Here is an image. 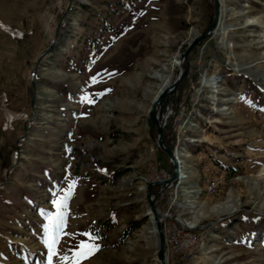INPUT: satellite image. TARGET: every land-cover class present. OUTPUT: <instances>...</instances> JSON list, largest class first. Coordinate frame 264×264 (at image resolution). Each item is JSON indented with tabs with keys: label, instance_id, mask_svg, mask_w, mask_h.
<instances>
[{
	"label": "rangeland",
	"instance_id": "1",
	"mask_svg": "<svg viewBox=\"0 0 264 264\" xmlns=\"http://www.w3.org/2000/svg\"><path fill=\"white\" fill-rule=\"evenodd\" d=\"M263 19L264 0H0V264H48L70 184L53 264L82 233L98 250L80 264H159L145 193L173 165L153 108L183 162L153 207L164 236L189 233L165 263L264 264V24L243 28Z\"/></svg>",
	"mask_w": 264,
	"mask_h": 264
},
{
	"label": "snow or ice",
	"instance_id": "2",
	"mask_svg": "<svg viewBox=\"0 0 264 264\" xmlns=\"http://www.w3.org/2000/svg\"><path fill=\"white\" fill-rule=\"evenodd\" d=\"M92 79L93 82H95V77ZM73 187L74 185L70 184L68 191L60 199H54L52 201L53 206L57 209V211L54 215L48 217L49 223L45 228L44 244L48 248V264H53V257L58 255V245L62 237L65 235L74 237L76 235L75 233H67L65 231L67 227L65 213L67 206L66 202L70 199ZM80 235L86 237V239L80 241L75 248L71 250V257H68L67 255L60 257L62 264H80L82 260L87 259L98 250V245L94 243L96 238L93 237L91 233H82Z\"/></svg>",
	"mask_w": 264,
	"mask_h": 264
},
{
	"label": "water",
	"instance_id": "3",
	"mask_svg": "<svg viewBox=\"0 0 264 264\" xmlns=\"http://www.w3.org/2000/svg\"><path fill=\"white\" fill-rule=\"evenodd\" d=\"M206 34L207 33H205L203 37H205ZM198 42H199V39L197 38L196 44ZM184 75L185 74H181L180 78H178V80L176 81L174 86H177V84L182 80ZM154 111L155 110L153 108L150 117H151L153 123L155 124V126L157 127V130H158L157 145H158L159 149L165 151L167 153V155L169 156V158L172 160L173 173H172L171 178L169 180L163 182V183L153 182V183L149 184L147 186L145 197H146V200L148 202L151 214L153 215V218L155 220V230H156L157 237H158L157 259H158L159 264H166L165 261H164V258H165V253H164V235H163V232H162V228H161L159 219H158V217L156 215V211H155V209L153 207V201H154L155 197H153L151 195L150 190H151V188L154 185L168 187L175 179H177L178 175H177V165H175V163H174L175 159L173 158V155H172L171 151L168 148H166V145H165L164 140H163V135H162L163 126L161 124H159L158 118L155 117Z\"/></svg>",
	"mask_w": 264,
	"mask_h": 264
},
{
	"label": "bare ground",
	"instance_id": "4",
	"mask_svg": "<svg viewBox=\"0 0 264 264\" xmlns=\"http://www.w3.org/2000/svg\"><path fill=\"white\" fill-rule=\"evenodd\" d=\"M224 16H225V11L222 9V10H220L219 11V13H218V15H217V18H216V21H217V23H218V26L220 27V24H221V22H222V19L224 18ZM262 24H264V19H263V22H261V23H255L254 21H246L245 23H244V26H243V28H249V27H253V26H258V27H260V25H262ZM262 27H264V26H262ZM205 34V33H204ZM204 34L202 35V36H200L198 39H199V42H198V44L200 43V41L202 40V39H204ZM246 36H254V35H252V34H250V35H246ZM254 44H259V46L258 47H256V49H264V44H261V42H255ZM260 56V58H257V59H255V61H260V60H264V52L262 53V54H260L259 55ZM173 86H174V84H173ZM173 86H171L168 82H164L163 84H162V86L157 90V93H156V96L153 98V102H155L154 104H156V102H158L159 100H160V98L161 97H164V98H167V96H169L170 94H172L173 93V91H172V89H173ZM160 95V96H159ZM159 96V97H158ZM158 97V98H157ZM157 98V99H156ZM156 100V101H155ZM158 121H159V119H158ZM162 125V124H161ZM179 157H185V155H183V154H181ZM179 159V158H178ZM174 163H175V165H178V164H182L181 163V161L178 163V162H176V160H174ZM179 176V175H178ZM180 178H185V177H183V176H181ZM208 188L209 189H211V190H213V189H215L216 188V184H214V183H211L209 186H208ZM141 189V188H140ZM151 214V213H150ZM147 216H149V219H151V216H153L152 214H151V216L148 214ZM152 219L154 220V218L152 217ZM151 219V220H152ZM151 226L149 227V229L146 231V233H154V232H156V230L154 231V227H155V225H154V223H152L151 222V224H150ZM158 238V237H157ZM157 238H155L154 239V243H155V246L157 245ZM157 247H158V245H157ZM166 258V257H165ZM165 258H164V261H165ZM156 259H157V253H156ZM158 260V259H157Z\"/></svg>",
	"mask_w": 264,
	"mask_h": 264
},
{
	"label": "built area",
	"instance_id": "5",
	"mask_svg": "<svg viewBox=\"0 0 264 264\" xmlns=\"http://www.w3.org/2000/svg\"><path fill=\"white\" fill-rule=\"evenodd\" d=\"M165 177L168 178V175L166 176L165 174L162 178L165 179ZM167 178L163 180V182L167 181ZM180 235H182V237H185V235H189L188 230H182V228L180 227V222L174 219L173 226L171 227V234L170 236H164V242H171V244L175 245L176 249H180V246L182 248V244L180 243V241H178V237H180Z\"/></svg>",
	"mask_w": 264,
	"mask_h": 264
},
{
	"label": "trees",
	"instance_id": "6",
	"mask_svg": "<svg viewBox=\"0 0 264 264\" xmlns=\"http://www.w3.org/2000/svg\"><path fill=\"white\" fill-rule=\"evenodd\" d=\"M135 226V224H133V227ZM128 234V231L124 232V236H126Z\"/></svg>",
	"mask_w": 264,
	"mask_h": 264
}]
</instances>
